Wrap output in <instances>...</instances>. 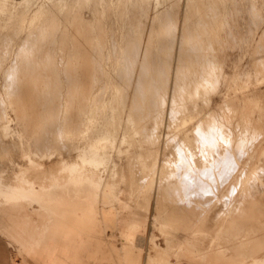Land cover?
<instances>
[{"label": "bare ground", "instance_id": "1", "mask_svg": "<svg viewBox=\"0 0 264 264\" xmlns=\"http://www.w3.org/2000/svg\"><path fill=\"white\" fill-rule=\"evenodd\" d=\"M230 47L264 67V0H0V264H264V74L207 84Z\"/></svg>", "mask_w": 264, "mask_h": 264}, {"label": "rangeland", "instance_id": "2", "mask_svg": "<svg viewBox=\"0 0 264 264\" xmlns=\"http://www.w3.org/2000/svg\"><path fill=\"white\" fill-rule=\"evenodd\" d=\"M250 43H254V42H252V41H250ZM233 48V49H232ZM232 49V50H231ZM242 50H244V52L242 51ZM248 51H252L251 49L250 50H248ZM246 49H243V48H238V47H230L229 49H228V52H230L231 53V55L229 56V57H227V59L229 60V63L228 64H226V65H224V66H222L221 68L222 69H226V71L223 73V72H217V76H221L222 78H223V80H221V81H219V82H215V81H213V80H209V81H207L206 83L207 84H226L225 86H224V89L226 88L227 89V87H228V89H229V87H232V86H235V85H237V84H245L244 86V88H246V86H247V81L249 80V79H255V78H257L258 79V77H260V76H262L263 74H264V67L263 68H258V70H256L257 68H255L253 65H252V61H253V58L254 57H252V56H250L248 53V52ZM240 52V53H239ZM246 52V55L244 54ZM248 52V53H247ZM233 54V55H232ZM238 54V55H237ZM241 54V55H240ZM240 55V56H239ZM249 55V56H248ZM174 67V66H173ZM137 69H138V67H137ZM139 71H137V72H133L132 73V75H130L131 76V79L133 78V80H132V82H130L131 84H137V78H138V76H139V73H138ZM4 74V73H3ZM5 75V74H4ZM4 75H2V72H1V74H0V76L2 77H0V80H3L4 79ZM6 76V75H5ZM264 77V76H263ZM120 79V78H119ZM261 81H262V79H260ZM260 80H258L259 82H260ZM119 81V84H121L120 82H122V81H120V80H118ZM131 81V80H130ZM250 81V80H249ZM255 80H253V82H254ZM1 82V81H0ZM2 82H5V81H2ZM250 84L252 83V80H251V82H249ZM256 83H257V80H256ZM5 84V83H4ZM4 84L3 83H1L0 84V96H2L1 95V93L2 94H4V92L2 91V89L4 88ZM102 84V83H101ZM168 84H173V82H169ZM227 84L229 85H231V86H227ZM233 84V85H232ZM250 84H248V86H247V88L249 87V85ZM255 84V83H254ZM239 85H237V86H239ZM3 87V88H2ZM2 88V89H1ZM106 87H104V89H105ZM100 89V88H99ZM99 89H98V91H99ZM101 89H103V87H101ZM100 89V91H99V93L101 92V91H103V93L101 94L100 93V98L101 99H103L104 97H105V91H107V88L105 89V91L104 90H101ZM224 89H222L220 92L222 93V91L223 92H225V93H222V94H224V96H227V90L225 91ZM232 89L233 88H231V91H232ZM234 89H237V87L236 88H234ZM233 89V90H234ZM4 90V89H3ZM2 91V92H1ZM230 91V90H229ZM220 92H219V97L217 98V94H216V98L218 99L217 100V102H223L225 99L222 97V95L220 94ZM102 95V96H101ZM103 95H104V97H103ZM220 95H221V97H220ZM106 98H107V95H106ZM104 100V99H103ZM10 108V107H9ZM106 108V110H107V107H105ZM9 112H13L14 113V111L12 110L11 111V109H9V111H8V113ZM11 113H9L10 115H8V117H6V119H8L9 118V116H10V118H13V115L15 114H11ZM17 117H16V115H14V119H11V121L9 122V119H8V123L10 124L11 122L12 123H15L16 122V120H18V118L16 119ZM16 123H18V122H16ZM15 123V124H16ZM15 124H12L13 126H14V129H16L17 127V125L15 126ZM11 125V124H10ZM11 125V126H12ZM12 126V127H13ZM164 129V131L161 133L162 134V136H164L165 137V135H167L166 134V132H167V129L164 127L163 128ZM87 133H88V131H86ZM164 133V134H163ZM45 164H42V166H44ZM41 166V168H44V167H42ZM38 167V166H37ZM39 167H40V165H39ZM38 167V168H39ZM40 168V169H41ZM161 201H164V200H161ZM167 208H168V210H166V211H162V213H165L166 215L170 212V209L172 208L171 206H167ZM150 231H152V229H151V226L149 227V229H148V232H150ZM158 235H157V238H158V241L159 242H163L164 241V237H163V235L162 234H160V232L158 231V230H156L155 231ZM146 234H147V232H146Z\"/></svg>", "mask_w": 264, "mask_h": 264}]
</instances>
